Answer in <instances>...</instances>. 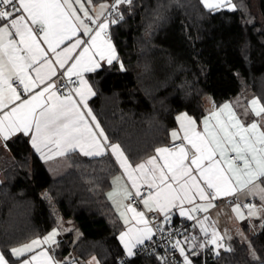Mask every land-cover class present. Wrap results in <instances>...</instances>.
Instances as JSON below:
<instances>
[{"label":"trees","instance_id":"trees-1","mask_svg":"<svg viewBox=\"0 0 264 264\" xmlns=\"http://www.w3.org/2000/svg\"><path fill=\"white\" fill-rule=\"evenodd\" d=\"M102 2L112 0H93ZM233 2L241 6L236 11L209 12L201 0H133L131 12L122 7L124 19L112 25L111 36L124 70L115 61L89 78L93 111L131 163L170 142L180 113L201 120L208 97L219 106L250 95L264 106V0L258 8L252 0ZM6 148V158L0 149V247L46 236L59 226L56 211L73 224L51 247L57 259L118 264L126 256L119 241L125 226L108 197L119 172L110 154L72 153L64 158L69 169L53 177L27 136H13ZM249 245L264 260V227L250 243L236 238L231 251L199 255L196 264H258ZM130 264L159 263L134 256Z\"/></svg>","mask_w":264,"mask_h":264},{"label":"snow or ice","instance_id":"snow-or-ice-1","mask_svg":"<svg viewBox=\"0 0 264 264\" xmlns=\"http://www.w3.org/2000/svg\"><path fill=\"white\" fill-rule=\"evenodd\" d=\"M132 3L133 0H112L111 4L99 5L93 4V0H0V141L7 147L11 137L27 136L32 148L45 161L65 156L76 148L85 156L109 153L114 156L135 189V193L126 192L125 197L139 198L147 211L158 212L163 217L154 231L143 211H137L131 204L126 206V212L133 214L136 225H143H134L120 233L119 240L127 257L135 256L134 249L152 240L156 232L164 231L163 225L171 222L173 209H180L181 216L192 220L195 217L191 213L206 212L214 207L212 202L217 198L234 196L245 189L260 201L258 206L243 205L248 209L247 216L260 218L264 227V216H260L264 211V106L259 100L250 101L254 116L251 122L243 123L230 110L227 122L217 119L215 131L209 130L207 118L201 133L196 131L194 119L186 114L178 116L183 137L177 131H172L171 136L173 140L186 141L191 147L181 144L174 148H157L156 156L135 168L121 146L111 143L100 127L88 106L89 98L96 93L84 73L97 72L105 63H120L109 28L124 19L120 6ZM201 3L209 12L236 11L241 7L233 0H201ZM86 4L92 11L96 7L100 11L92 15ZM120 69L124 70L123 63ZM73 76L78 80L74 88L70 87L76 83ZM60 85L67 91L61 92ZM24 94H28V98H23ZM224 109H230V105H223L220 111ZM244 115H249L247 109ZM211 116L218 117L219 113L213 112ZM229 152L235 154L234 159L228 158ZM158 160H163V164ZM141 184L149 189L146 196L141 194ZM111 196L109 193V198ZM197 197L207 203L191 209L184 207L193 204ZM240 209L241 205L236 204L233 212L244 219ZM120 216L127 225L129 219L125 212H120ZM207 219L205 216L204 220H197L206 235L204 221ZM58 235V229L54 228L42 239L11 249L0 247V264H66L54 260L47 250L26 256L41 245H56ZM187 239L185 237V243ZM222 240L223 236L213 229L206 244L214 245L219 255L218 250L224 247ZM249 247L253 260L264 264L251 245ZM172 248L179 250L183 264H192L180 240L172 243ZM88 264H99V261L93 257Z\"/></svg>","mask_w":264,"mask_h":264},{"label":"crops","instance_id":"crops-1","mask_svg":"<svg viewBox=\"0 0 264 264\" xmlns=\"http://www.w3.org/2000/svg\"><path fill=\"white\" fill-rule=\"evenodd\" d=\"M102 3H104V2H102ZM107 3H109V2H107ZM79 14L81 16L83 15L82 13H79ZM111 27H112V25H110V28H109L110 35H111ZM16 39H18V38H16ZM85 39H87V38L85 37ZM111 41H112V43H113V45L115 46V49H116V45H115V43H114V41L112 39V36H111ZM43 46L45 48L47 47L46 45H43ZM58 51H59V49H58ZM116 53H117V56H118L117 49H116ZM105 65H107V64L105 63L104 66ZM59 71H62V70H59ZM89 74H91V73H84V78L88 81V83L92 86L93 91L96 93L95 86L91 82V80L89 78ZM76 86H78V83H77ZM38 90L39 89H37V91ZM94 97L95 96H92V97L89 98V100H88V106L92 109L93 114L96 116V114L94 113L93 108L91 106V100ZM23 98H28V94H24V97ZM253 99L259 100V98L256 97V96L243 95V96H239L237 98H234L233 100L225 101V102H223L219 106H215L212 103V105H210V106L207 107V103H206L205 114L203 115V117L201 118V120H196L194 117H192L191 115H189L187 113H180L178 116H181L183 114H186L187 116H189L192 119H194L196 121V126H195L196 127V131L201 132V133L204 132V123L203 122H204V120L206 118L208 119V127H209V130L210 131H215L216 130V125H217V119H219L222 122H227L228 121V118H229V111L230 110H231V112H234L236 114V116L239 119H241V121L243 123L247 124V123L251 122L252 119H254V116L251 114V104H250V101L253 100ZM225 104L230 105V109H224L223 111H220L223 108V105H225ZM260 104L263 106V104L261 103V101H260ZM246 109L249 112V115L248 116H245L244 115ZM6 110L7 109H5V111ZM213 112H218L219 113V116L218 117H212L211 116V113H213ZM96 119L99 122L100 127L103 129V127H102L99 119L97 118V116H96ZM89 121H90V118H89ZM96 131H98V130H96ZM174 131H177L178 132V135L181 138L183 137V131L180 128V122L178 120H177V126L175 127ZM104 133H105V130H104ZM105 135H106V133H105ZM177 140H182V139L173 140V138H172V136L170 134V142L169 143L174 142V141H177ZM29 141H30V139H29ZM183 144L187 145V142L184 141ZM0 145H3V142L2 141H0ZM167 145H163V146H160L158 148H168ZM187 147L190 148L191 146L190 145H187ZM121 149L123 150L122 147H121ZM123 152H124V150H123ZM72 153H78V154H80L82 156H85L80 151L79 148H76L75 151L68 152L65 156H62V157L57 156V157H55L53 159H50V160H47V161H45L44 159H42L39 153H37V155L45 162V164L47 165L48 170H52V169H54L57 166L58 163H60V164L62 162L65 163V159L64 158H67V156H69ZM232 154H234V153L229 152L227 154L229 159H234V158H231L230 157ZM124 155L127 157V155H126L125 152H124ZM156 155H157V153L155 151L154 154L150 155L149 157H147L146 159L142 160L141 162H139L137 164L131 163L130 160L128 159V157H127V159L129 161V163L132 165V167L135 168L136 165H138L140 163H146V161L150 157L156 156ZM86 157H91L92 158V157H97V156H86ZM112 157H113V159L115 160V162H116V164L118 166L119 172L112 179V187L108 191V197H109V193H112V196H111V198H109V200L111 201V203H112V205L114 207V210L116 211V213L118 214V216L120 217V219L122 220V222H123V224L125 226V228L123 229V231H127V229L129 227H132L134 225L136 227H143V225H136L135 220L132 219L133 214L131 212H126V206L129 204V202H128V198L125 197V193L126 192H129V191L131 192V190L134 189V188H132L131 181L128 179L127 175L124 174V170L122 168H120L119 163L116 161L115 157L114 156H112ZM217 158H219V156H217ZM163 162H164L163 160H158V163L159 164H163ZM146 167H151V166H147L146 165ZM117 177H119V179H117ZM2 181H3V176H2L1 169H0V184L2 183ZM138 183H139V181H138ZM201 183H203V182L201 181ZM143 185L144 184H141L140 187L143 186ZM228 197H231V196L220 197V198H217L216 200H214L212 202L214 204V207L209 208L206 212L205 211H199V212L191 213L195 217V219H193V220H195V226L192 229H190L181 238L180 241L182 243V246L185 247L186 255L189 256V259H192L193 260L194 264H196V260H197L196 258L199 255H202L203 254V258L204 259L212 258L214 256H217V254H216L217 249L215 248V246L214 245H211V244H206V241L208 239H210L209 237L207 238L206 236L208 234H210V236H211L213 229H215L216 232H218L221 236H223L222 243H223L224 247H222V248H220L218 250L219 253H220L221 251H224L225 250V246L226 245H229L230 244V241H231L230 237L229 238H226L225 235L222 232H236V230L241 231V232H250L251 228L249 227V223H252L253 226L258 227V229H260L262 227L261 226L262 220L260 218H258V217H248L247 216L248 209H246V208L243 207V205L245 203H253V204H256L258 206L260 204V201H259V198L258 197H253V196L249 195L247 189H245L243 191H240V192H237L236 195H234L235 201L232 202V203L231 202H223V200L225 198H228ZM206 203H207L206 201H201L197 197L195 199V201H194L193 204H185L184 207L187 208V209H191V208L195 207L196 205L206 204ZM236 204H240L241 205L240 211L244 214V217H245L244 219L238 218L237 213L233 212V207ZM133 207H135L137 209V211H143L145 213V217L148 219V213H150V212L147 211V209L145 208V206L143 205V203H142L141 206H138V207L133 206ZM117 209H119V211H117ZM172 211H175L176 212L178 218H183V219L184 218H187L186 216H181L179 214L180 213V209H178V208H175ZM120 212H125L127 218L129 219V223L127 225L124 223V219L121 218ZM158 214H160V213H158ZM205 216L208 217V219L206 221H204V227L207 229V235L205 234V232L201 231L200 225L197 223V220H204V217ZM261 216H264V212L262 213ZM161 217H162V215H161ZM149 226L150 227H153L152 224H151V222L149 223ZM119 236H120V234H119ZM185 237L188 238L187 239V243H185ZM193 237H195V240H193ZM41 238H43V237H41ZM236 238H238V237H234L232 239V241L235 240ZM33 239H35V238H33ZM33 239L28 240L25 243H28V242L30 243ZM146 242L147 241H145V243ZM25 243H22V244H20L18 246H21V245H23ZM193 244H195L196 247L193 248L192 247ZM201 244H204L205 246L204 247H200ZM52 246L53 245H51V246H49V245H41L39 248H36L33 253H27L26 256H30V255L35 254V253H38V252H40L42 250H47L49 252V255H51L54 258V260H56V261H65L66 264H81L74 257H68V258H64V259H60V260L57 259L55 257V255H54V253L51 251V247ZM122 247H123V245H122ZM134 251H136V249H134ZM192 252H196L197 254L196 255H192ZM133 257H131V258H133ZM90 260H92V258L88 259L87 261L89 262ZM88 262H87V264H88Z\"/></svg>","mask_w":264,"mask_h":264},{"label":"built area","instance_id":"built-area-1","mask_svg":"<svg viewBox=\"0 0 264 264\" xmlns=\"http://www.w3.org/2000/svg\"><path fill=\"white\" fill-rule=\"evenodd\" d=\"M122 7H128L129 12L132 11L131 6L128 5H121L120 11L122 10ZM107 14V13H106ZM73 81H76L75 84H71L70 87H76L78 80L75 76L72 77ZM64 82L67 83V78H64ZM61 92H66L67 89L63 87V85H60ZM183 140H177L174 142L169 143L167 146L168 148H174L176 146H179L183 144ZM231 158H234L235 155L232 154L230 156ZM141 194L146 196L149 189L146 185H143L140 187ZM132 193H135V189L131 190ZM235 197L231 196L228 198H225L223 202H234ZM129 204L132 206H141L142 203L140 202L139 198H128ZM171 215V222L168 224L163 225L164 231L156 232V234L153 236V239L150 241H147L144 245H140L136 248V257L137 256H154L159 264H183V257L180 256L179 250L172 248V243H174L176 240H181V238L195 226V220H189L188 218H179L178 221H176L177 214L175 211H172L170 213ZM148 219L150 220L153 229L155 231L156 225L159 224L163 217H161L160 214L157 212H150L148 213ZM131 257L124 256L123 258H120L117 263L118 264H130Z\"/></svg>","mask_w":264,"mask_h":264},{"label":"rangeland","instance_id":"rangeland-1","mask_svg":"<svg viewBox=\"0 0 264 264\" xmlns=\"http://www.w3.org/2000/svg\"><path fill=\"white\" fill-rule=\"evenodd\" d=\"M253 1V3H254V6L256 7L257 6V8H258V0H252ZM234 3V2H233ZM93 4H95V5H99L100 3H93ZM111 4V3H110ZM76 7L78 8L79 6L78 5H76ZM86 7H89L90 8V14H92V15H95L96 13H98L99 11H100V9H99V7H96V9L94 10V11H92L91 10V6H88L87 4H86ZM206 103H207V107L208 106H210V105H212V99H211V97H208L207 98V100H206ZM175 129V128H174ZM174 129H173V131H174ZM0 149H2V157L1 158H6V156L9 154V151H8V149L6 148V147H3V146H1L0 145ZM59 164V165H58ZM57 164V166L54 168V169H52V170H49L50 171V173H51V175L53 176V177H58V176H60V175H62L64 172H66L69 168V166L67 167L66 166V162L64 163V162H62L61 164L60 163H58ZM44 195L45 196H47V198H48V200H51L52 201V199L49 197V195H48V193L47 192H44ZM232 203V202H231ZM264 211H262L261 213H260V216L262 215V213H263ZM55 215H56V217L58 218V220H59V226L58 227H56L55 229H58V231H59V235L56 237V241H58L59 240V237L63 234V233H65L66 231H69V230H71L72 228H73V224L72 223H69L68 221H65V219H63L62 218V216L58 213V212H56L55 211V213H54ZM249 227L251 228V230H250V232H241V231H238V230H236V232H222L224 235H225V237L226 238H229L230 237V239H231V241H230V244L229 245H226L225 246V250H226V248H228V247H231L232 248V246H233V241H232V239L234 238V237H238L240 240H242V241H244V242H247V243H250V235L252 234V233H255V231H258L259 229H258V227H256V226H253V224L252 223H249ZM52 231V230H51ZM50 231V232H51ZM63 231V232H62ZM49 232V233H50ZM48 233V234H49ZM47 234V235H48ZM207 238L209 237V238H211V236H210V234H208L207 236H206ZM206 238V239H207ZM35 239H42L41 237H36ZM29 243V242H28ZM25 244H27V243H25ZM22 246V245H21ZM17 247V246H16ZM220 253H222V251L220 252ZM219 253V254H220ZM202 254V253H201ZM203 255V254H202ZM65 258H68V256H66ZM93 258V257H92ZM96 258V257H95ZM96 260L97 261H99L97 258H96ZM191 261H192V264H194V262H193V260L192 259H190ZM81 264H87V260L86 261H82V260H80L79 261ZM99 264H100V262H99Z\"/></svg>","mask_w":264,"mask_h":264}]
</instances>
